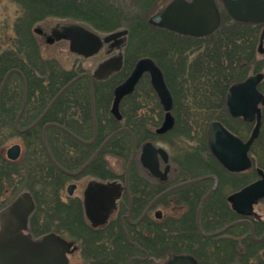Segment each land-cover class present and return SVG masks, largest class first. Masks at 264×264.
<instances>
[{
  "label": "trees",
  "instance_id": "trees-1",
  "mask_svg": "<svg viewBox=\"0 0 264 264\" xmlns=\"http://www.w3.org/2000/svg\"><path fill=\"white\" fill-rule=\"evenodd\" d=\"M9 1L17 7L13 23L15 35H2L1 31L6 33L9 27L0 28V86L6 73L13 68L19 69L26 78L28 100L20 127L32 123L40 116L60 89L81 72V68L66 69L56 59L42 56L35 35V27L40 22L48 18L64 19L78 22L91 31L102 34L127 29L123 70L109 79L96 81L94 85L98 127L101 122V127L109 131L117 128L118 122L109 113L114 86L131 72L138 59L154 58L163 69L173 94L177 122L168 135L158 137L155 134H136L137 142L166 140L167 137L181 139L186 147L178 158L186 162L187 175L192 178L211 174L218 177L219 187L205 203L200 215L205 233L220 230L239 219L226 199L227 190L242 187L253 180L256 174L253 171L239 175L227 172L207 148L205 131L211 119H221L230 124L226 119L225 109L227 89L235 81L243 79L249 71H260V64L253 67L257 61L253 47L261 26L248 24L249 29L237 32L229 28L231 19L227 16L213 34L191 37L177 35L149 23V17L163 0ZM163 33L168 34L167 39L161 37ZM261 90L264 92V81ZM23 96V80L19 73L13 72L3 88L0 105V209L23 192V187H27L37 203L30 226L35 235H40L52 227L55 171L43 147L40 129L46 122L55 121L57 114L62 113L65 115L63 121L69 120V127L92 130L91 88L86 77L78 80L62 94L40 125L21 137L15 131L14 122ZM198 102L199 105H196ZM187 104H191L190 107ZM147 106L158 112L156 124L160 123L163 111L148 78L144 77L136 91L123 102L126 123L133 130L137 128V124L132 114L145 111ZM230 126L237 132L233 125ZM54 133V128L49 127L47 143L52 153L56 142ZM16 137L23 142V153L18 161H8L4 145ZM80 137L90 139L92 136L81 134ZM106 137L107 135H98L102 140ZM65 139L76 147L81 145L67 136ZM257 147L258 144L253 147L252 154L257 163L264 167L258 157L263 153ZM105 150L110 156L128 159L132 151V139L128 134H119L108 143ZM13 177H18L21 184L16 185L12 181ZM23 180L28 183L27 186H22ZM7 183L13 189L7 188L12 194L4 200L3 194H9L4 191ZM210 186L211 181L199 183V202ZM197 190L198 186L184 189L188 192ZM197 202V198L188 200L193 208L197 206ZM40 215L45 216L44 223L48 227L38 231L36 227L40 225ZM191 217L194 219V214ZM254 227L257 237H261L264 234V223L254 224ZM250 231L249 225L238 224L216 237L207 238L199 234V264H264V239L261 242L255 241ZM143 247L153 252L155 261L166 256L170 249H180L167 245L163 223L156 225L154 244ZM184 250L192 251V248L187 246Z\"/></svg>",
  "mask_w": 264,
  "mask_h": 264
},
{
  "label": "flooded vegetation",
  "instance_id": "flooded-vegetation-1",
  "mask_svg": "<svg viewBox=\"0 0 264 264\" xmlns=\"http://www.w3.org/2000/svg\"><path fill=\"white\" fill-rule=\"evenodd\" d=\"M215 2L221 12V5L223 6L222 0H215ZM71 23L72 22L69 21L59 22L55 25L50 34L44 31L38 32V34L53 35V30L56 27ZM253 25L259 26V24ZM260 26L261 29L264 28V24H261ZM85 29L89 31L87 28ZM170 32L177 35H183L174 31ZM92 33L94 35H98L100 38H104L108 35L102 33ZM127 34L114 38L110 42L103 43L99 52L91 57H84L77 54L83 59H91L96 56H98L99 59L95 61L90 71H84L81 69V72L78 73L75 78L79 75L90 73L94 75L92 82L95 85L96 81H103L114 75L120 74L125 63L124 47L126 45ZM64 37L70 40V37ZM259 45L260 39L258 43V50ZM100 54L103 56H100ZM109 61H113V63L109 64V68L103 67V65ZM106 74L108 75L103 76ZM129 74L127 76H129ZM20 76L24 84V79L26 80V78L21 71ZM127 76H125L115 86L123 82ZM84 77L89 80L91 88V79L88 76ZM144 77L148 78L150 84L149 75L145 73L142 79ZM263 81L264 80L259 83L258 89L264 95V92L261 90ZM227 91L225 94V109L227 113L226 119L234 126L237 132L231 129L230 124H226L221 119H211L210 121H220L233 134L246 141L251 135V132L256 124V120L253 122H247L243 119V117L232 116L227 106ZM128 96L130 95L125 96L120 104L121 119H117L111 113L110 107V115L118 122L117 128L112 131L102 128L101 122L100 127H98L95 96L92 95V130L88 128L73 129L69 127V120L64 122L62 118H64L65 115H62V113L57 114L55 121L46 122L40 129L39 133L42 136L44 149L45 144L43 137L47 136L49 127H53L55 132L54 136L56 142L54 144L53 153L47 145L54 162L50 159L45 149L50 162L55 168L52 194L54 200L52 227L51 230L45 233L54 234L56 239L59 241L60 249L64 253L65 264H155L153 252L146 250L143 245L150 247L154 244L156 225L161 223L164 224V229L166 231L167 245L177 246L180 248L179 250L170 249L167 254V258L172 253H187L196 258L197 264H199V234L202 237L207 238L216 237L226 233L229 229L238 224H247L250 226V234L253 239L257 242H261L264 239V234L261 237H257L254 224L261 222L264 223V216L257 213L255 211V207L260 203H264V198L254 205V212L252 215L245 216L238 214L231 207V209L239 217V219L231 223L238 221L242 222L227 229L225 232L214 236H208L221 231L231 223L212 233H205L203 231L200 218L201 211L205 203L218 189V177L211 174L192 178L187 175L188 166L186 165V162L183 159L178 158L183 152V149L186 147V143L181 139L167 137L166 140L149 139L142 143H138L136 134H155L158 137H164L174 130L177 122L176 115L174 114L175 101L171 111L175 119L173 128L165 133H158L157 130L163 124L166 115L158 97L156 96L163 111V118L161 122L156 124L158 112L154 111L152 107L147 106L145 111H136L132 114L137 124V128L133 130L127 125V117L123 111V102ZM53 99L50 101L45 111L48 109ZM27 100L28 97L26 96L25 98V96H23L21 107L14 122L15 131L21 137L31 133L35 128H37V126L44 120L50 109L56 104L55 102L52 105L45 116H43L45 113L44 111L32 123L20 127V121L25 115ZM260 107L262 109L261 128L258 137L255 139V142L249 151V157L253 165L252 168L240 172H231L225 169L216 159L229 173L239 175L253 171L256 174V177L253 180L247 182L242 187L236 190H231L230 192L227 191V201L229 195L241 190L245 186L260 178L258 169H262L264 171V167L257 163L255 155L252 154L253 147L258 144L257 149L261 151L264 156V107L261 105ZM22 109L23 112L21 113L20 118H18ZM210 121L207 123L205 131L206 144L207 128ZM115 131L119 132L114 137L122 133L128 134L131 137L132 151L128 159L116 156L119 160L116 164L112 165L107 159L109 155L105 150L108 143L105 146H103V144L105 140ZM81 134H89L92 137L90 139H83L80 137ZM98 135H107V137L102 140L98 138ZM66 136L71 140L80 143L81 145L77 146L80 148L77 149V147L74 144H71L69 140L66 142ZM147 142H151L157 148L164 149L167 153V160H164L162 155L158 153L157 173H153L149 168L144 166L141 161L142 147ZM15 144L20 145L21 152L17 159H10L7 155L8 147L6 152H4L6 160L8 161H18L23 153V144L14 143L13 145ZM168 148L174 150L175 157L170 154ZM94 156L95 159L88 164ZM204 177L208 178L199 181V178ZM203 181H211V186L205 195L201 197L199 202V183ZM193 186H198V190L196 192L184 191L185 188ZM103 188H105V190H102ZM23 192H29L33 202L35 201L34 203H36L34 195L29 190H24ZM208 194L210 195L202 204L203 199ZM193 198L198 199L197 206L195 208L191 207L190 203H188V200ZM228 203L231 206L229 201ZM35 211L36 208L29 214L26 222L27 229L25 230L26 233L31 234L32 236L35 234L32 232L30 220ZM191 214H194V219H192ZM42 219L43 216L40 215L38 223L40 222L41 224ZM187 246H190L192 251L184 250Z\"/></svg>",
  "mask_w": 264,
  "mask_h": 264
},
{
  "label": "water",
  "instance_id": "water-1",
  "mask_svg": "<svg viewBox=\"0 0 264 264\" xmlns=\"http://www.w3.org/2000/svg\"><path fill=\"white\" fill-rule=\"evenodd\" d=\"M222 2L233 19L249 23H264V0H222ZM149 22L152 25L183 35L202 37L211 34L219 27L221 14L215 0H171L160 11L153 14ZM36 31L41 32V29L37 28ZM125 34H127V30H121L111 33L104 38H100L98 35L87 31L81 25L64 24L55 28L52 40L68 36L70 37L72 51L84 57H90L99 52L103 43L110 42L112 39ZM263 44L264 28L259 45V51L261 53H264ZM111 63L113 61L105 63L103 67L109 68L108 66ZM14 71L18 70L12 69L6 74L0 87V96L9 75ZM145 73L149 75L150 84L166 112L165 120L157 130L158 133H165L171 130L175 123L174 116L171 112L174 101L162 69L157 61L151 57L140 58L129 76L115 87L111 113L117 119H121V101L125 96L135 91L136 86ZM82 76H88L91 79V83H93L92 79L94 75L90 73L82 74L73 79L56 95L43 116H45L63 92ZM263 78V73L250 75L244 80L231 85L227 91V106L231 115L234 117H243L247 122L256 120L252 133L246 141L233 134L218 120H212L208 125V148L228 171L240 172L252 167L249 151L255 139L258 137L261 128L262 109L260 105L264 107V95L259 91L258 85ZM24 86V96L26 98L27 87L25 79ZM91 87L93 96V85ZM22 112L23 109L18 118H20ZM118 132L115 131L111 134L105 140L103 146ZM43 138L45 149L50 159L54 162L47 147L46 136ZM20 152L21 147L16 144L8 149L7 155L10 159H17ZM158 153L162 155L164 160H167L166 151L162 148L155 147L151 142L145 143L142 147L141 161L153 173H157ZM94 159L95 156L88 164ZM258 174L260 175L258 180L229 195L228 201L231 203L232 209L238 214L245 216L252 215L254 205L264 198V171L258 169ZM206 178L208 177L199 178V181ZM102 190H105V188ZM210 194L203 199L202 204ZM33 209L34 202L30 194L25 192L20 194L10 205L0 211V264H65L64 253L61 251L60 243L54 234L48 233L40 237H33L31 234L25 233L27 229V218ZM240 222L242 221L232 223L221 231L208 236L221 234ZM161 264H197V260L191 254L172 253Z\"/></svg>",
  "mask_w": 264,
  "mask_h": 264
},
{
  "label": "rangeland",
  "instance_id": "rangeland-1",
  "mask_svg": "<svg viewBox=\"0 0 264 264\" xmlns=\"http://www.w3.org/2000/svg\"><path fill=\"white\" fill-rule=\"evenodd\" d=\"M169 1L170 0H163L162 2H160L158 8L155 9V11L153 13H155L156 11H159L161 8H163ZM221 12L223 13V18L226 20L228 17L226 16V12H225L222 5H221ZM16 16H17L16 5L11 3L9 0H0V28L4 29L5 27H9L6 33L3 32L4 30L1 31L2 35H4V34L7 36L15 35V33L13 31V23H14ZM63 21H68V20L58 19V18H48V19L40 22V24H38L36 27H38L42 31L50 34L52 29L55 27V25H57L59 22H63ZM248 26L249 25L245 24V23H236V22L231 21L229 28L235 29L237 32L238 31L244 32L246 29H249V28H247ZM260 32H261V30H260ZM260 32L257 33V35H258L257 41L255 42V45L253 47L257 61H258V62L256 61V63L253 64V67L256 68L260 64L261 69H260V71L251 70L247 73L246 76L253 75L257 72H263L264 73V54L260 53L258 50ZM35 35H36V39L38 41V44L40 46L39 49H40L42 56L44 58L56 59L66 69L78 70L79 68H81L84 71H90L92 69L95 61L97 59H99L98 56H96L95 58H91V59H83V58L79 57L78 55H76L75 53L72 52L70 41L66 38L61 37V38H57L55 40H52V35H39L36 32H35ZM167 35L168 34L163 33V34H161V37L167 39V37H168ZM100 56H103V55L100 54ZM190 105H188V107H190ZM196 105H199V102ZM192 106H193V104H192ZM14 143H19L21 145L23 144L21 138H19V137L11 139L5 143L4 152H6L7 148L12 146ZM22 147H23V145H22ZM168 150L170 151V154H172L175 157L174 150L170 149V148H168ZM258 157H259V160L260 161L262 160V163L264 164L263 154L262 155L260 154ZM107 159L110 162V164H112V165L116 164L119 160V158H117L116 156H110V155L108 156ZM12 181L15 182L16 185L21 184L20 183L21 180L18 177H13ZM27 184L28 183L24 181L22 186H25V185L27 186ZM9 187H10V184L7 183L6 189H4V191L6 193L8 192L9 194H3L4 200H5V198H8V195L12 194L11 191L10 190L8 191V189H7ZM26 188L23 187V191L28 190ZM9 189H13V188H9ZM227 191L230 192L231 190H227ZM255 211L264 216V203H260V204L256 205ZM44 217L45 216H43L41 224L37 225V227H36L38 231H41L44 228L48 227L47 223H44L45 219H46ZM50 230H51V228H50ZM166 258H167V255L164 256L163 258H157V260L155 261V264H158V263L164 261Z\"/></svg>",
  "mask_w": 264,
  "mask_h": 264
}]
</instances>
